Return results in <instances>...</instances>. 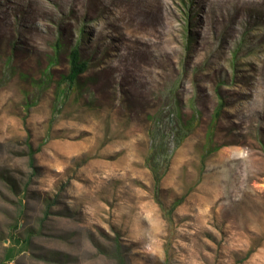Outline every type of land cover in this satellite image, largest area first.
<instances>
[{"label":"rangeland","instance_id":"rangeland-1","mask_svg":"<svg viewBox=\"0 0 264 264\" xmlns=\"http://www.w3.org/2000/svg\"><path fill=\"white\" fill-rule=\"evenodd\" d=\"M157 1L0 0V264H264V0Z\"/></svg>","mask_w":264,"mask_h":264},{"label":"trees","instance_id":"trees-1","mask_svg":"<svg viewBox=\"0 0 264 264\" xmlns=\"http://www.w3.org/2000/svg\"><path fill=\"white\" fill-rule=\"evenodd\" d=\"M197 1V0H196ZM158 2V1H157ZM160 7H164L161 0L158 2ZM199 7H202L199 5ZM204 9V8H203ZM70 71L66 77L59 83L58 98L63 99L66 93H71L76 87V81L88 69V64L81 60V55L77 47L73 48L69 53ZM214 64V63H212ZM217 117V115H216ZM30 164H32L30 162Z\"/></svg>","mask_w":264,"mask_h":264}]
</instances>
